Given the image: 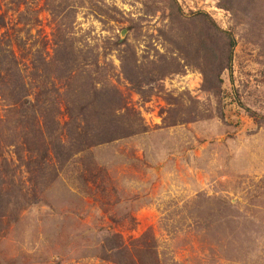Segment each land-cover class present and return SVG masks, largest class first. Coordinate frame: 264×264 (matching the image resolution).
Segmentation results:
<instances>
[{
	"label": "rangeland",
	"instance_id": "1",
	"mask_svg": "<svg viewBox=\"0 0 264 264\" xmlns=\"http://www.w3.org/2000/svg\"><path fill=\"white\" fill-rule=\"evenodd\" d=\"M0 264H264V0H0Z\"/></svg>",
	"mask_w": 264,
	"mask_h": 264
},
{
	"label": "trees",
	"instance_id": "2",
	"mask_svg": "<svg viewBox=\"0 0 264 264\" xmlns=\"http://www.w3.org/2000/svg\"><path fill=\"white\" fill-rule=\"evenodd\" d=\"M176 4V3H175ZM178 8V7H177ZM213 23V22H212ZM214 24V27H216L217 28V25H215V23H213ZM222 32H224V34H226V37H227V39H228V51H229V55H228V58L230 59L231 58V54H232V49H233V46H234V44H235V41H234V38L232 37V35H231V33L229 32V31H222ZM13 103H17V101H14ZM27 104H24V105H27L28 107H29V109L31 110V109H34L35 108V106H36V104L33 102V103H28V102H26ZM26 109V108H25ZM75 115H77V114H75ZM99 115H102V114H99ZM68 116H69V118H70V121L72 120V118L74 117L72 114H68ZM83 117V116H82ZM254 117H256V115L254 116ZM27 121H29V124H30V121H32L31 120V118H29V119H27ZM87 132L86 133H88L89 132V134H93L94 132L93 131H91L92 129H90L89 127H86V128H84ZM83 129V130H84ZM48 130V129H47ZM48 132H49V134H52L51 133V129H49L48 130ZM69 140H71V136H70V134H69ZM80 139H78L77 137H74V141L75 142H78Z\"/></svg>",
	"mask_w": 264,
	"mask_h": 264
},
{
	"label": "water",
	"instance_id": "3",
	"mask_svg": "<svg viewBox=\"0 0 264 264\" xmlns=\"http://www.w3.org/2000/svg\"><path fill=\"white\" fill-rule=\"evenodd\" d=\"M120 34L122 35L123 34V31Z\"/></svg>",
	"mask_w": 264,
	"mask_h": 264
}]
</instances>
